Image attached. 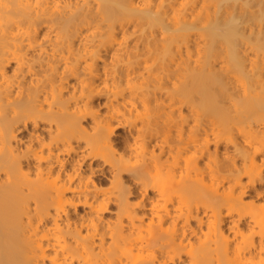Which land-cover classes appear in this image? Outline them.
Segmentation results:
<instances>
[{"label":"bare ground","instance_id":"1","mask_svg":"<svg viewBox=\"0 0 264 264\" xmlns=\"http://www.w3.org/2000/svg\"><path fill=\"white\" fill-rule=\"evenodd\" d=\"M261 182L264 0H0V264H264Z\"/></svg>","mask_w":264,"mask_h":264},{"label":"rangeland","instance_id":"2","mask_svg":"<svg viewBox=\"0 0 264 264\" xmlns=\"http://www.w3.org/2000/svg\"><path fill=\"white\" fill-rule=\"evenodd\" d=\"M99 100L101 99H103V97H100V98H98ZM122 132V129L121 128H118L117 130H116V133H121ZM115 137V139H116V141H118L119 139H120V136L119 135H115L114 136ZM258 157H261V158H263L261 155H258ZM126 176L127 175H125L124 174V178L125 179H127L126 178ZM94 179H96V180H98L100 183H99V185H101V186H103V187H106V186H108V184H109V182H108V180L106 179V177H104V176H102L101 174H94V177H93ZM257 186H259L258 188H260V189H264V182H261V183H258L257 184ZM254 191H255V189H253V191H251L252 193H254ZM246 198H248V195H246L245 196ZM264 198V194L262 195V196H260L259 197V199L260 200H262ZM110 207L112 208V207H114L113 205H110ZM107 216H112V213H105ZM224 225H225V223H224Z\"/></svg>","mask_w":264,"mask_h":264}]
</instances>
